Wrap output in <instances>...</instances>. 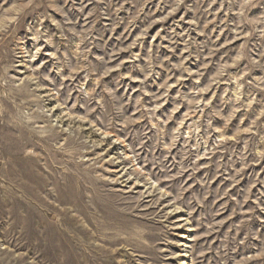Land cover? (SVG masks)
<instances>
[{"label":"rangeland","instance_id":"374dc122","mask_svg":"<svg viewBox=\"0 0 264 264\" xmlns=\"http://www.w3.org/2000/svg\"><path fill=\"white\" fill-rule=\"evenodd\" d=\"M0 264H264V0H0Z\"/></svg>","mask_w":264,"mask_h":264}]
</instances>
